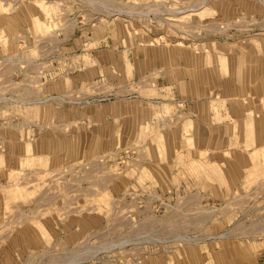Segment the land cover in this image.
I'll return each mask as SVG.
<instances>
[{"label":"rangeland","instance_id":"rangeland-1","mask_svg":"<svg viewBox=\"0 0 264 264\" xmlns=\"http://www.w3.org/2000/svg\"><path fill=\"white\" fill-rule=\"evenodd\" d=\"M0 264H264V0H0Z\"/></svg>","mask_w":264,"mask_h":264},{"label":"crops","instance_id":"crops-1","mask_svg":"<svg viewBox=\"0 0 264 264\" xmlns=\"http://www.w3.org/2000/svg\"><path fill=\"white\" fill-rule=\"evenodd\" d=\"M166 93L168 92H158V94H161V95L166 94Z\"/></svg>","mask_w":264,"mask_h":264}]
</instances>
